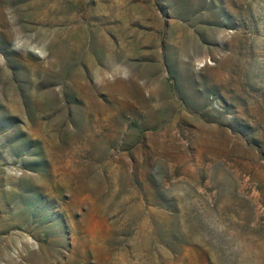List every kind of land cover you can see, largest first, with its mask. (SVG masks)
I'll list each match as a JSON object with an SVG mask.
<instances>
[{
    "label": "rangeland",
    "instance_id": "374dc122",
    "mask_svg": "<svg viewBox=\"0 0 264 264\" xmlns=\"http://www.w3.org/2000/svg\"><path fill=\"white\" fill-rule=\"evenodd\" d=\"M0 264H264V0H0Z\"/></svg>",
    "mask_w": 264,
    "mask_h": 264
},
{
    "label": "bare ground",
    "instance_id": "6f19581e",
    "mask_svg": "<svg viewBox=\"0 0 264 264\" xmlns=\"http://www.w3.org/2000/svg\"><path fill=\"white\" fill-rule=\"evenodd\" d=\"M107 38V37H106Z\"/></svg>",
    "mask_w": 264,
    "mask_h": 264
}]
</instances>
